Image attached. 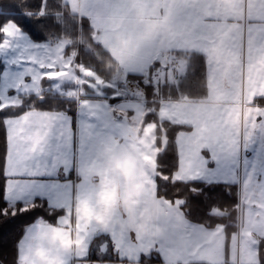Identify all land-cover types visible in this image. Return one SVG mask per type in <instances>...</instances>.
<instances>
[{"label": "crops", "instance_id": "1", "mask_svg": "<svg viewBox=\"0 0 264 264\" xmlns=\"http://www.w3.org/2000/svg\"><path fill=\"white\" fill-rule=\"evenodd\" d=\"M61 1L70 14L89 20L101 46L110 55L106 62L110 72L99 75L104 83L101 90L83 89L85 94L80 97L88 101L81 109L82 119L96 124L102 133L86 139L83 153L77 103L74 115L66 111L76 132L69 156L75 155L77 167L84 164L103 168L110 157H120L121 163L131 157L135 161L132 177L120 175L113 207L124 219L127 209L123 198L131 193V198L137 201L134 207L142 213L148 206L144 190H148L151 200L156 199L152 184L157 175L159 149L156 125L145 120L151 108L149 102L155 101L159 121L183 126L175 135L179 167L173 172L174 177L188 181L195 176L202 180L197 182L204 184H226L236 194L235 228L230 231L223 222L209 225L191 216L190 220L201 223L190 224L173 210L175 219L190 234L191 264H228L230 256L238 260L249 248L254 253L256 243L264 238V145L259 142L257 129L245 152L244 132L246 124L251 127L250 117L264 115V111L256 110L257 105L264 110L261 100L264 97V0H74V8L70 0ZM129 43H139L140 47L135 57L125 59ZM189 52L199 53L205 59L207 95L203 99L160 97L161 86L175 84L170 77L153 79L154 98L147 97V86H126L123 78L114 80L113 68H123V64L129 69L128 75L147 76L144 58L149 54L151 59L159 57L179 66L186 64L182 55ZM113 94L122 97L123 108L113 111L103 107L106 96ZM98 116L103 119L99 120ZM237 147L239 159H233L232 166L211 169L203 166L202 160L210 151L218 154L223 151L229 158H235ZM137 168L139 174L134 175ZM94 178L100 179L93 174L92 183ZM36 179L49 181L55 196L62 188L57 181L76 183L79 172L73 168L67 175L53 172L51 177ZM135 183L141 188L132 189ZM184 213H188L185 208ZM224 214L225 211H218L212 215Z\"/></svg>", "mask_w": 264, "mask_h": 264}, {"label": "snow or ice", "instance_id": "2", "mask_svg": "<svg viewBox=\"0 0 264 264\" xmlns=\"http://www.w3.org/2000/svg\"><path fill=\"white\" fill-rule=\"evenodd\" d=\"M70 6L75 7L74 0H70ZM49 7L59 9L61 5L53 3V0H28L20 6L0 5V57L9 51L15 53L8 59L0 60V221H3L0 222V248L3 246L4 228L13 222L9 218L19 219L18 214L43 208L46 202L45 210L54 222L38 216L32 224L24 226V235L16 244V264H191L188 259L190 234L175 219L173 210H177L190 224L201 223L190 220V213H184V208L190 202L196 206L204 202L201 198L206 196L207 190L201 185L193 184L198 191L187 189L188 183L202 180L193 176L188 181H180L173 174L158 169V174L152 179L156 199L151 200L145 189L144 199L148 206L139 213L134 207L137 201L131 198V193L126 194L123 202L127 211L122 219L113 205L120 175L131 178L135 161L126 157L121 163L120 157L113 156L108 159L106 167L82 164L78 168L75 155L69 156L76 132L73 131L71 117L58 105L66 101L77 103L80 116L78 132L83 153L86 139L102 133L96 124L82 119L84 114L81 109L88 105V101L80 97L85 94L83 89L94 88L103 81L91 68L77 60L79 51L74 50L70 57L64 55L72 41L62 43L58 49L59 56L48 48L45 33L53 19L47 11ZM22 9L35 11L25 12ZM56 26L59 27V24ZM81 26L89 34L85 36L81 32L78 48L84 52H91L92 47L101 48L96 29L87 18L82 20ZM139 47V43H129L125 59L135 57ZM41 48L47 51L42 53L39 51ZM144 63L147 80L143 79V73L131 77L138 87L143 84L152 88L153 79L159 81L169 77L179 87L188 76L187 64L177 66L159 57L151 59L150 54L145 56ZM12 66L22 67L23 70L10 71ZM195 71L193 68V74ZM65 78L75 84L67 93L57 83ZM128 78L126 75L125 79ZM44 83L52 87L44 89ZM106 101L103 107L107 109L115 111L117 107L123 108L122 97L116 94L106 96ZM256 110L264 111L259 105ZM250 121V129L249 125H245V152L257 129L260 130L259 142L264 145V115H257L254 119L250 117ZM163 144L167 147V132ZM236 144L239 145V140ZM238 153V147L235 158H229L223 151L219 154L210 151L202 164L207 169L230 167L233 159H239ZM156 155L159 157V149ZM73 168L79 172V182L57 181L62 188L55 196L49 181L36 179L51 177L53 172L67 175ZM93 174L99 176L98 184L90 181ZM169 181L174 188L184 183L185 189L190 192L187 199L179 196L169 198ZM131 187L140 189L141 185L135 183ZM161 187L165 189L162 201L159 195ZM97 209H102L103 214ZM218 211L223 210L209 208L206 214ZM100 225H103L102 229ZM57 246L66 249L59 259L53 257ZM73 247L75 256L71 251ZM228 264H264V238L256 243L254 253L249 248L240 254L238 260L230 256Z\"/></svg>", "mask_w": 264, "mask_h": 264}, {"label": "trees", "instance_id": "3", "mask_svg": "<svg viewBox=\"0 0 264 264\" xmlns=\"http://www.w3.org/2000/svg\"><path fill=\"white\" fill-rule=\"evenodd\" d=\"M28 0H0V5L15 4L17 6L23 5ZM53 3L60 4L59 9L55 7H49L48 13L53 17L50 22L51 26L45 33L46 41L54 42L56 38H64L72 40L71 45L68 47H76L79 51L77 60L83 63L86 67L96 69L99 74H103L106 71V62L110 59L108 51L102 46L99 49L92 47L91 52H84L78 48L76 44L77 37L80 38L81 32L87 36L89 33L82 28V20L85 18H78L74 14H70L65 8L61 0H53ZM23 11H35V9H22ZM62 13L63 15H58ZM35 18V17H33ZM73 23L75 27H73ZM59 24V27L56 25ZM85 47H88L85 45ZM67 48V51H68ZM183 58L188 66V76L183 79L181 85L176 87V84H164L159 88L158 95L164 98H178L180 96L189 99H203L207 95V81L205 75V59L204 56L199 53L189 52L183 53ZM193 68L196 69L193 74ZM147 97L154 98L155 93L152 88L146 87ZM150 110L145 115V120L153 121L156 125V145L159 147L160 155H156V168L165 171L166 173L173 174L178 165V155L175 142L176 133L183 128L182 125L171 123L168 121H159L156 115L157 103L150 101ZM53 107H57L53 105ZM60 109H63L74 115L75 102L66 101L58 105ZM165 132H167V147L162 145L161 139L165 138ZM170 157V159H169ZM168 192L169 198L175 199L179 196L182 199H187L190 192L185 189V184L181 183L179 187H172L169 181ZM201 185L207 190L206 196L201 199L204 201L200 206L193 205L191 202L185 206V209L190 216L196 220L204 222L206 224H215L216 222H223L226 225L228 231L235 228V217L237 208L236 194L233 191V187L226 184H204L201 182H193L187 184V189L198 191L194 189V185ZM164 188L161 187L159 195L163 196ZM236 204L234 205L233 203ZM218 207L225 211L224 215H207V210L211 207ZM47 203L45 202L43 208L33 209L29 213L18 214L19 219L9 218L13 222L6 226L3 231V246L0 248V259L5 264H16V244L20 237L24 233V226L30 224L36 220L38 216L44 217L45 220L54 222L52 217H49L47 211ZM3 222V221H0Z\"/></svg>", "mask_w": 264, "mask_h": 264}, {"label": "rangeland", "instance_id": "4", "mask_svg": "<svg viewBox=\"0 0 264 264\" xmlns=\"http://www.w3.org/2000/svg\"><path fill=\"white\" fill-rule=\"evenodd\" d=\"M64 41H69V39L56 38V40L52 44H49L50 43L49 42L47 45H48V48H50L55 55L59 56L60 53H59L58 49L62 46V43ZM70 41H72V40H70ZM79 42H80V38L77 37L76 44L78 45ZM74 50H76V47H70V48H68V51L66 49V51L64 52V55L66 57H70ZM39 51L43 53V52L47 51V49L41 48V49H39ZM14 55H15L14 52L9 51L5 56L0 57V60L8 59V58H10V57H12ZM88 68H90V67H88ZM91 69L96 73V75L98 77H99V75H101V74H99V72L96 69H93V68H91ZM9 70L10 71H21L23 69H22V67L21 68H17L15 66H12ZM0 71H2V69H0ZM106 71L110 72V70H108L107 68H106ZM127 72H129V69L126 66H124V64H123V68H121V67L120 68H115V69L113 68V75L115 77L114 80L117 79V78L118 79H122L123 78V80H124L126 75L127 76H132L133 75V74L128 75ZM102 75L105 76V75H108V74H107V72H105ZM57 83H59L61 85V90L64 91V92H65V90H66V92H68V91H70L71 89H73L75 87V84L72 82V80L67 79V78L63 79L62 81H58ZM103 85H104V83L97 84V85H95L94 89L97 90V91H100L101 90V86H103ZM42 87L44 89H50L52 87V85H50V84L42 85Z\"/></svg>", "mask_w": 264, "mask_h": 264}, {"label": "clouds", "instance_id": "5", "mask_svg": "<svg viewBox=\"0 0 264 264\" xmlns=\"http://www.w3.org/2000/svg\"><path fill=\"white\" fill-rule=\"evenodd\" d=\"M139 174V169L137 168V170L135 171L134 175H138ZM79 182V180L77 181ZM94 182L96 184L99 183L98 179L94 178ZM165 191V189H164ZM98 212H101V214H103L102 209H97ZM74 216H75V193H74V197H73V220H74ZM74 231V230H73ZM74 238V237H73ZM47 246V245H46ZM66 249L62 246H57L56 250L53 252V257L55 259H59L61 256L64 255ZM71 251L73 252V255L75 256V248L73 247L71 249Z\"/></svg>", "mask_w": 264, "mask_h": 264}, {"label": "built area", "instance_id": "6", "mask_svg": "<svg viewBox=\"0 0 264 264\" xmlns=\"http://www.w3.org/2000/svg\"><path fill=\"white\" fill-rule=\"evenodd\" d=\"M143 79L146 81L145 77H143ZM124 83L128 86L138 87L136 81L134 79H132L131 77H129L127 80L125 79ZM142 86H145V85L141 84L139 87H142ZM0 264H5V263L0 259Z\"/></svg>", "mask_w": 264, "mask_h": 264}]
</instances>
